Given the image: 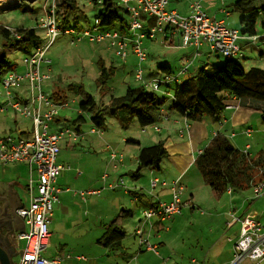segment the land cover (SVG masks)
Returning a JSON list of instances; mask_svg holds the SVG:
<instances>
[{"label":"crops","instance_id":"1","mask_svg":"<svg viewBox=\"0 0 264 264\" xmlns=\"http://www.w3.org/2000/svg\"><path fill=\"white\" fill-rule=\"evenodd\" d=\"M93 1L95 2V4L101 3V5H103L102 2L104 0H85L88 5H91V2ZM192 1L193 0H170L169 8L175 9L181 14H189L190 4ZM200 1L203 5V8L211 17L216 19H222L226 22L228 27L239 29L241 31V19L244 16V13L235 8V4L238 0ZM37 2L38 0H34V2H32V4L28 6V9L35 11L36 9L34 7ZM263 2L264 0H260V3ZM128 3L130 5H133L136 3V0H129ZM10 5V3L3 2L2 5H0V9L9 8ZM76 5L78 6V11L76 13L75 11H72L71 17L69 18V20L66 21V23L72 24L70 20L73 17L76 20L77 24L72 25H79L82 27L83 24H81V19L91 22V18L89 15H87L86 10L81 7V4L78 0ZM115 6L119 11H121L124 7L126 8V4L123 2V0L122 5L116 3ZM37 10L38 14L37 17H35V20L32 22L27 21V24L22 27L36 28L38 31L40 27H38L37 22L39 16L41 15L42 8H39ZM235 11L241 14L239 24L241 25V28L237 26L239 19L237 13H234ZM98 13H96L95 16ZM128 16L127 21L129 19ZM153 23L154 19L151 17H147V27H150ZM33 24H35L36 27H33ZM180 32L179 30H174L173 28L168 27L166 29V33L164 35L162 33L163 42L170 43L173 45L177 41H182L181 45L186 46L184 44V37L180 38L181 35L183 36V34ZM256 35H258L257 39L251 38L250 36L252 35L246 34L244 36L243 34L238 40V44L240 46L241 51L242 46H249L250 42L256 43V40H260V46H258V49H260L261 54L259 67L264 68V21L263 29L260 31L259 34L257 33ZM147 39L155 40V38H146L144 40L145 47V41ZM240 40H248V42L240 43ZM153 46L154 43H148V47H150V49H152ZM191 48L192 50H194V47ZM239 53L230 60L240 68L239 63H236L235 60H233L235 57L239 56ZM130 54L135 56L136 58V55L133 53V51H130L129 55ZM219 55L221 54L217 52H212L210 46L207 43L202 44L199 48L197 47L195 56L189 55L187 56V58L184 59V65L190 64L189 71L184 76L188 78L191 75L198 73L199 70L196 71L195 69H193V66L197 63L202 65L199 69L203 68L205 70H213L215 72H218L223 68L224 65L220 59H216L215 61L213 58ZM166 57L167 59L165 61L162 60L159 63V67L162 69L163 73L162 76L167 73H175L174 68L172 67L174 59L170 58L169 56ZM103 60L105 61L104 58ZM147 60H149V57ZM44 67L47 66H42L43 72L46 73L47 71H50L48 67L47 70H44ZM168 70L171 72H168ZM50 78L52 79V77ZM138 85L142 84L139 82L136 85L131 84V86ZM171 86L172 84L170 83L164 89L169 92V94H173V88ZM23 87H27L26 82L23 83ZM60 92L61 94H66L65 91ZM161 92L162 99L166 98V102L164 104V107L159 112L158 120H156V122L154 123V132L162 133L163 131L169 129L173 131L178 130L179 136L182 138L186 137L188 139V143L170 141L169 138V140L166 141L169 147V156L171 160L167 165L169 172L168 170L167 173L165 172L163 174L161 172H157V170L161 171L163 169L164 165L162 166V164L159 169L151 168L150 183H145L143 181L138 180L134 182V184L130 185V192L126 191V189L121 186H117L114 189L108 188V184L113 182L117 183L118 178L120 176H124V174L132 173L134 170H136L139 167V154L141 148L144 146L156 144L158 142L165 143V140H163L164 137H141L140 140H132L128 137H113V135H110L111 138L106 137L105 142L107 141L106 143L108 148L116 149L125 154L124 162L118 168H115L110 164V154L108 157L107 164H105L104 159L99 158L97 155H95L94 152H91L90 149L95 143L93 138L88 140L89 147H81L80 150L73 151L70 157L68 158L70 162H66L67 159H60V154L62 151L61 142L66 139V142L68 144L74 145L77 144V142L80 143V140L84 138V133L87 132V130L84 129V124H82V122H86V116L84 115L85 108L83 106L84 109L81 108L77 110L78 116L73 118L75 123L73 127L65 126V124H63V120L69 116L72 117V115H74L72 112L73 108L71 107V104L68 100L63 99L58 101H66L68 102V105L63 107V110L61 109L60 115L52 123V130L60 131L66 127H72L73 130L80 135V137L75 139L72 134H67L69 137H64L60 141L61 150L58 156V162L64 164L65 168L58 175L57 184L61 181L62 185L60 186L61 188H64H62L63 191L60 194L59 201L54 204L52 220L50 223L51 237L48 248L44 252L47 257L52 258L56 256H62V264H68L70 259L73 258L71 255H66V244L60 243L59 250L56 252H52V254H47V250L49 249L50 244L52 243V239L53 237H55L56 233L55 230L53 231L51 229V225L54 224L53 218H56L60 221L68 220L69 212L73 207L72 204L75 202L74 199L76 200V202L81 203L82 208L84 209L85 215L83 214V217L85 220L84 222H81V224H90L91 229L93 231L99 228V226H102V231L100 232L102 235L100 237H102L101 239L103 240H101L100 242H103V244L107 242L108 245L111 246L120 245L118 246L119 249L123 248L122 244L125 240H129L133 237L131 231H129L127 227H125L128 224L126 216H133L139 208L140 216L139 220L135 224V229H137L138 226L144 225L145 236H147L153 244L157 245V251L141 248L138 236L133 252H121L119 254V256L123 255L124 259L121 264H232L235 254L234 245L239 239L241 233V222L235 221L231 212H235V215L240 216L247 213H253L258 216V218L262 222H264V201L260 207L251 206V204L257 198H264V194L256 196L253 187L255 183H259L264 179V174L262 175L261 172V170H264V167H261L259 169L260 171H258L257 175L255 176V179H253L254 181L252 182L249 188L241 189H250V192L244 198H242V196H239L237 197L236 202L234 203L233 197L237 196L235 189L229 187L223 192L215 190L211 193V203L215 204L216 208H208V210L202 209L200 212L197 210L198 207L206 204H204L203 201L199 199L197 189L189 188L187 184L191 183L192 186L197 187V185L194 183V179H196L200 183V185H208L205 182L203 173L197 164V158L199 157V155L204 153L206 147H199L198 155L194 154V151H196L194 147L197 146L196 142L200 137H203V129L205 128H203L201 125L196 126V123L193 124V122L188 120L185 116L179 114L174 110L169 109L168 107L170 105L171 99L165 91L161 90ZM230 101L233 102V98ZM258 102L259 101L251 99L244 100L243 98L241 101V108L236 109L233 107H226L225 110L221 112L220 115H218V117H210L215 121V127L212 131V136L210 137L208 144L212 141L213 138H215L216 133H218L220 135L227 136V138L242 151L245 152L246 150H248V152L245 153H248L252 157H255L261 152H264L263 149L261 150V152L259 151L257 153H252L254 145L251 140L253 139L254 130L250 128L253 130L251 135H248L246 133V130L249 128L246 126V123L249 119L254 116V109L250 108L249 106L259 104ZM134 118L135 117H133L132 119L124 118V120L128 121L127 124H130L129 121L133 120ZM90 119L92 121V116H90ZM186 122L190 124L189 128L187 127ZM92 124L93 125L90 129L96 126L93 121ZM20 129L21 136L19 138L30 139L32 137L33 129L31 131H27L23 128ZM105 131L103 134L98 132H96V134L102 136L105 134ZM30 132L31 135L29 136L28 134ZM254 139H256V137H254ZM191 147H193L194 149L193 154L190 153ZM181 149H184V153L179 151ZM200 151H202V153ZM190 154L191 157L189 158ZM194 167H197L200 170L201 175L199 173H196L195 176H191V170H193ZM105 172H109L110 174L107 180H104L102 177ZM30 176H33V178L37 180V173L33 171L31 174V168L26 162L21 161L16 163H10L7 165L0 164V205H8L12 206V208L13 206H15V208L13 209L29 205L31 201L30 192L28 190ZM154 178H159L161 181H166L168 184L163 185L161 182L157 187L153 188L151 182ZM175 180H179L186 187L182 196L185 202V205L182 208V213L177 214L166 221L159 220L158 218H153L151 222L144 223L143 213L146 206L149 207L157 204L160 201H170L172 199L173 191L171 188V183ZM35 183H37V181ZM188 188L192 192L188 193ZM89 189H102V192L100 194H88L86 198H83L79 194V191ZM120 189L122 190V192H117ZM27 195H29L30 198L28 199V201H26ZM224 196H226L225 199ZM126 197L128 198V200H126ZM135 197H137V199H135ZM110 200H113L112 204L116 206L114 214H107V220H105V218H102L101 213L105 211V202L108 203V201ZM140 200H142L143 202L139 203ZM251 200L252 203H250ZM131 205H135V207L137 206L138 208L136 207L137 209H134V207L132 208ZM23 220L24 219L17 215L14 211L13 217L10 220V223H8L10 225L7 226L8 228L5 232L0 233L2 238L6 240H4L6 244L4 242L3 243L7 245L11 250H13V248L15 247L17 249L21 241V239H19V233L25 229ZM106 221H108V224H111L113 221H116V228L112 232H107V236H104V225L99 224H104ZM124 227L126 228L125 233ZM118 230L122 231L123 235L120 232H117ZM15 235L16 238L13 237ZM107 237L109 238V241L106 240ZM92 242L94 243V240H92ZM85 246L87 248L88 244ZM75 258L79 260L82 259L89 261L87 256L85 255H79ZM194 259H196L197 262H194ZM90 263L91 262H87V264ZM117 264L120 263L117 262ZM249 264L254 263L249 260ZM260 264H264V260Z\"/></svg>","mask_w":264,"mask_h":264},{"label":"built area","instance_id":"2","mask_svg":"<svg viewBox=\"0 0 264 264\" xmlns=\"http://www.w3.org/2000/svg\"><path fill=\"white\" fill-rule=\"evenodd\" d=\"M123 2L129 12V19L125 25L104 26L101 20L96 18L93 26L84 28L72 24L61 27L58 20L57 0H46L37 22L40 28L46 30L44 43L39 44L31 55L24 58L26 65L24 72L10 70L2 79L3 88L9 100L0 105V109L6 111L12 108L33 121V135L30 139L16 138L14 135L0 136V164L7 165L22 161L29 164L31 174L33 171L37 173V180L33 176H30L29 180L30 204L16 210V214L25 221V229L19 233V239L25 244L18 264H62L63 261L62 256L49 258L44 254L51 237L50 221L54 204L59 201L63 191L57 184V177L65 168L64 164L58 162L61 150L60 141L67 134H72L75 139L80 137L72 127H66L60 131L52 130V123L60 115L61 109L68 105V102H58L52 95L46 93L43 87V82L50 78V74L43 72L42 65L44 62L50 63L47 60V54L60 36H69L73 44L84 40L107 44L115 50L118 57L124 60L127 59L130 51H133L138 59L136 80L147 89L165 91L170 99L174 98V94H169L164 90V84H172L174 80L181 83L180 76L188 73L190 64L182 67L178 74L167 73L162 79L146 80L144 69L141 67L149 57L144 46L146 38L156 39L159 34H165L166 29L171 27L181 31L186 46L194 45L199 48L207 43L212 52L220 53L227 59H232L240 51L238 40L242 36L241 31L228 27L222 19L211 17L203 8L200 0L191 2L189 14H181L175 9H170V0H136L133 5L128 3L129 0H123ZM147 17L154 19L150 27L146 25ZM5 28L14 39H22L24 36L19 28L10 26H5ZM250 37L257 39L258 35ZM24 82L27 83L26 89L23 87ZM233 100L226 107L241 108V97L234 95ZM186 124L189 128L190 124L187 122ZM91 131L104 133L103 129L98 126H94ZM252 132L250 128L246 130L248 135ZM124 159V153L117 150L111 151L113 167L118 168ZM261 172L263 173L264 170ZM109 175V172H105L102 177L107 180ZM161 182L163 185L168 184L166 181L154 178L151 182L152 187H157ZM171 185L172 199L146 207L143 213L144 223L151 222L153 218L166 221L182 213L185 205L182 196L186 187L179 180L173 181ZM117 186L131 191L123 177H120L115 184H108V188L111 189ZM253 187L256 196L264 194V179L255 183ZM101 192L102 189H89L81 190L79 194L86 198L88 194H100ZM231 214L235 221L241 222V233L234 245L235 254L232 264H244L248 259L254 264H260L264 260V222L253 213L241 216L235 215V212ZM136 234L139 236L141 248L157 251V245L145 236L144 225L137 227ZM193 261L197 262L196 259Z\"/></svg>","mask_w":264,"mask_h":264},{"label":"rangeland","instance_id":"3","mask_svg":"<svg viewBox=\"0 0 264 264\" xmlns=\"http://www.w3.org/2000/svg\"><path fill=\"white\" fill-rule=\"evenodd\" d=\"M78 1L80 2L81 7L86 10L87 15H89L91 18V22L81 19V24H83L82 27L88 28L93 26L95 19L94 16L101 9H103V5H101V3L95 4L94 1L91 2V5H88L85 0ZM114 1L117 4L122 5V0ZM3 2L10 3L11 5L9 6V8L0 9V25L21 28L22 26L27 24V21L32 22L35 20V17H37L38 14L37 9L43 8L46 0H38L34 7L36 9L35 11L28 9V6L31 5L34 0H0V5H2ZM234 13H237L238 15L239 22L237 26L241 28V25H239L241 14L236 11ZM58 20L61 27L70 26V23H66V21L60 18L59 15ZM71 20L70 22L72 24H77L76 20L73 17L71 18ZM263 21L264 17L260 16L257 23L258 34L263 29ZM33 25V27H36L35 24ZM38 31L42 37L41 39H35L32 42L29 41L21 43H9L5 36L0 33V61L3 56V52L7 59V63L4 66L3 73L0 75V105L7 103L9 100L2 85V79L6 72L10 70L23 72L26 68L24 58L31 55V53L36 50V47L39 44L44 43L46 39V30L43 28H39ZM159 36L160 37L155 40L147 39L145 41L147 52H149V60H145L142 63L141 67L144 69L146 79H151L154 77L162 79L164 77L162 76L163 73L162 69L159 67V63L162 60L165 61L167 59L166 56L174 59L172 67L174 68L175 74H178L181 68L185 66L183 63L184 59L189 55H196L197 46H184L181 45L182 41H177L173 45L170 43H164L162 33L159 34ZM182 37L183 36L181 35L180 38ZM243 42H248V40H240V43ZM255 42L256 43L250 42L249 46H242L239 56L233 59L236 63H239L240 69L244 72L249 70L252 66H260L261 54L260 49H258V46H260V40H256ZM148 43H154L152 49L148 47ZM191 47H194V50H192ZM130 55L127 60H122L115 54V50L109 47V45L107 44L103 45L93 43L88 40L73 44L71 43V38L69 36H60L55 44L51 47L47 54V60L50 63L44 62L42 66H47L48 68H50V71L47 72L50 74V77H52V79L50 78L43 82L44 90L46 91V93H49L52 96L53 93H60V91L66 92L67 98H65V100H68L71 104V107L73 108L72 112L74 115H72V117L69 116L63 120V124H65V126H74L75 123L73 118L78 116V109L85 108L84 115L86 116V122H82V124H84V129L87 130V132L84 133V140L81 139L80 143L77 142V144L74 145L68 144L66 142V139L63 140L61 142L62 151L60 154V159L65 158L67 159L66 162H70L68 158L70 157L71 153L73 151L80 150L81 147H89L88 140L93 138L95 143L90 149L91 152H94L95 155H97L99 158L104 159L105 164H107L111 149L107 147V141L105 142V140L106 137L111 138L110 135H113V137H128L132 140H140L141 137H164L163 140H165V146L168 148V150L169 147L166 141L169 140V138L170 141L188 143V139L186 137L182 138L179 136L178 130L173 131L169 129L163 131L162 133H157L154 132V123L143 126L139 121V118L135 117L133 120H131L132 122L129 121L130 124H127L128 121H125L121 115L115 116L110 112L105 114L108 125L104 135L100 136L99 134L92 133V131H90V128L93 124L90 119L91 114L87 112L88 110H86V104L90 103L91 101H95L97 103H100L101 105L107 104L111 98V95H123L126 93L129 85H136L138 83L135 78V72L138 68V59L137 57L135 58V56ZM103 58L105 59V61L103 60ZM213 59L215 61L216 59H220L223 65L228 63L230 60L222 55L215 56V58ZM100 61H103L106 66L101 65ZM112 66L116 67L113 68V72L111 71ZM201 66V64L197 63L193 66V69L198 71ZM47 67H44V70H47ZM103 69L108 70V72L107 75H104L102 77V72H104ZM180 77V82H183L187 79L184 75H181ZM100 78H103V81ZM177 83L178 82L176 80L172 81L171 87L175 88L177 86ZM165 86L167 85L164 84V87ZM164 87L163 89H165ZM157 92L159 97H162V92ZM258 103L259 104L249 106L250 108L254 109V116L246 123L247 127L254 130L253 139L251 140L254 145L252 153H257L259 151L261 152V150L264 149V103ZM210 117L211 116L209 115L205 116L203 120H201L203 122L192 121L193 124L196 123V126L201 125L205 129H203V137H200L196 142L197 146L194 147L196 151H194L193 147H191V152L189 150L190 153L193 154L194 151V154L198 155L199 147H207L210 137L212 136V131L215 127V121ZM20 128L31 131L33 129V121L31 120V118L21 115L12 108L6 111H2L0 109V136L14 135L16 138H19L21 136ZM28 135L30 136L31 132ZM65 137L67 138L69 136L66 135ZM254 137H256V139H254ZM179 151L184 153V149H181ZM190 157L191 154L189 155V158ZM170 161V156H166L163 159L162 163V166L164 165L163 169L161 171L157 170V172H161L162 174L165 172L167 173V170L169 172L167 165ZM109 162L112 165L111 159H109ZM136 170H134L132 173L124 174V176H120L126 179L125 181L128 187H130L131 184H134V182L138 180L145 183H150L151 168H144L140 178L134 177L133 174L134 172H136ZM196 173H199L201 175L200 170L197 167H194L193 170H191V176H195ZM257 173L255 174V176L257 175ZM120 177L118 179H120ZM113 183L115 184L116 182ZM194 183L197 185V187L192 186L191 183H188L187 186L189 188L197 189L199 199H201L203 203L206 204L201 205L197 210L200 212L202 209L208 210V208H216V205L211 203V193L215 190L208 185H200V183L196 179H194ZM58 184L60 186L62 185V182L60 181ZM189 188L188 193L192 192ZM117 192H122V190L120 189ZM235 192L237 196L233 197L234 203L236 202L237 197L242 196V198H244L250 192V189H236ZM225 197L226 196H224V199ZM28 199H30L29 195L26 196V201H28ZM126 200H128L127 197ZM74 201L75 202L72 204L73 207L69 212L68 220L60 221L56 218H53L54 224L51 225V229L53 231L55 230L56 233L55 237H53L52 239V243L50 244L49 249L47 250V254H52V252L58 251L60 243H62L66 244V255H71L73 257L72 259H70L68 264H87V262H91L90 264H117V262L121 264L124 259L123 255L119 256V254L121 252H133L135 247V243L138 237L136 235L135 224L139 220V208L136 206L138 208L137 209L135 205H131V207H134V209H137V211L133 216H126L128 224L125 227H127V229L131 231L133 237L129 240H125L122 244L123 248L119 249L118 246L120 245L111 246L108 245L107 242L104 244L103 242H100L101 240H103L101 239L102 237H100L102 235L100 233L102 231V226H99V228L93 231L90 224H81V222H84L85 220L83 217L84 209L82 208L81 203L76 202L75 199ZM112 201L113 200H110L108 201V203L105 202V211L101 213L102 218H105V220H107V214H114L116 205H113ZM263 201L264 198L259 197L253 203L251 200L250 203H252L251 206L260 207ZM142 202V200L139 201V203ZM99 225H104L103 234L104 236H107V232L109 231L110 227L108 221H106L104 224ZM125 227L124 233L126 231ZM117 232H120L123 235L122 231L118 230ZM92 240H94V243L92 242ZM106 240L109 241V238L107 237ZM24 244L25 242L21 240L17 247L18 253L13 257V261L15 264H18L20 262L21 251L24 247ZM87 244L88 247L86 248L85 245ZM79 255L87 256L89 261L76 259L75 257ZM244 264H249V260H246Z\"/></svg>","mask_w":264,"mask_h":264},{"label":"trees","instance_id":"4","mask_svg":"<svg viewBox=\"0 0 264 264\" xmlns=\"http://www.w3.org/2000/svg\"><path fill=\"white\" fill-rule=\"evenodd\" d=\"M76 3L77 0H57L59 17L65 21L69 20L71 12L78 11ZM102 3L103 9L95 16V19L101 20L102 25L120 26L127 22L129 14L127 8H122L121 12L117 10L113 0H104ZM235 8L244 13L241 19V33L256 35L258 19L260 16L264 17V2L238 0ZM19 29L23 31L24 36L22 39H14L5 26L0 25V33L9 43L32 42L35 39H41L36 28L21 27ZM6 63L7 59L3 52L0 61L1 72ZM100 64L105 65L103 61H100ZM113 68L116 67L112 66V72ZM103 70L102 77L108 72L106 69ZM168 72L171 71L168 70ZM100 79L103 81V78ZM173 94L174 98L170 100L168 108L185 116L188 120L201 121L208 115L218 117L234 95L244 100L251 99L264 103V68L253 66L244 72L229 60L218 72L199 69L198 73L178 83L173 88ZM52 97L60 101L67 98V94L53 93ZM165 102L166 98L159 97L157 91L147 89L144 85H138L129 86L123 95H111L107 104L101 105L92 101L86 105V109L91 114L93 123L105 131L108 125L105 114L108 112L127 119L138 117L141 124L146 126L158 120L159 112ZM112 150L116 149L111 148ZM168 155L169 150L164 142L142 147L139 154V167L134 172V177L140 178L144 168L159 169L163 159ZM197 164L203 173L205 182L214 190L223 192L229 187L241 190L249 188L255 179V174L260 171L261 167H264V152L252 157L237 148L227 136L217 134L207 145L204 153L199 155ZM109 226L108 233L115 230L116 221Z\"/></svg>","mask_w":264,"mask_h":264},{"label":"flooded vegetation","instance_id":"5","mask_svg":"<svg viewBox=\"0 0 264 264\" xmlns=\"http://www.w3.org/2000/svg\"><path fill=\"white\" fill-rule=\"evenodd\" d=\"M0 69H1V67H0ZM2 73H3V68H2V72L0 73V75ZM13 208H15V206H13ZM13 208H12V206H8V205H2V206L0 205V233L5 232L6 229L8 228L7 226L10 225L8 223H10V220L13 217V213H14V211L16 212L18 207L16 209H13ZM13 237L16 238V235ZM4 240L5 239H3L2 236L0 235V241L4 242Z\"/></svg>","mask_w":264,"mask_h":264},{"label":"water","instance_id":"6","mask_svg":"<svg viewBox=\"0 0 264 264\" xmlns=\"http://www.w3.org/2000/svg\"><path fill=\"white\" fill-rule=\"evenodd\" d=\"M25 225V221L23 220ZM5 243V242H4ZM0 241V264H15L13 257L18 253L16 247L11 250L7 245Z\"/></svg>","mask_w":264,"mask_h":264}]
</instances>
